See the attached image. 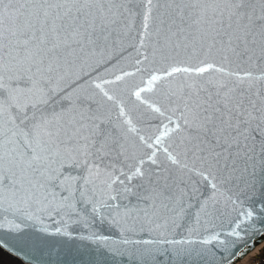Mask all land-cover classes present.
<instances>
[{"label":"snow or ice","instance_id":"snow-or-ice-1","mask_svg":"<svg viewBox=\"0 0 264 264\" xmlns=\"http://www.w3.org/2000/svg\"><path fill=\"white\" fill-rule=\"evenodd\" d=\"M260 229L264 0H0V264H228Z\"/></svg>","mask_w":264,"mask_h":264},{"label":"water","instance_id":"water-1","mask_svg":"<svg viewBox=\"0 0 264 264\" xmlns=\"http://www.w3.org/2000/svg\"><path fill=\"white\" fill-rule=\"evenodd\" d=\"M227 222V217L225 218V223ZM264 236V229H260V231L257 234V237ZM257 237H253L251 239H248L246 243H240L239 247L235 250V255L232 257V260L228 261V264H233V261L235 263L239 261V257H241L242 254L243 257L250 252L256 245H258L260 242H262L264 239H260ZM261 254V255H260ZM256 257H264V244L260 247L258 253L255 255ZM123 264H127V261L124 260Z\"/></svg>","mask_w":264,"mask_h":264},{"label":"rangeland","instance_id":"rangeland-1","mask_svg":"<svg viewBox=\"0 0 264 264\" xmlns=\"http://www.w3.org/2000/svg\"><path fill=\"white\" fill-rule=\"evenodd\" d=\"M261 255V254H260ZM0 258L4 260L10 259L7 254H0ZM237 264H264V257H256L255 255H250L244 259V261L237 262Z\"/></svg>","mask_w":264,"mask_h":264},{"label":"bare ground","instance_id":"bare-ground-1","mask_svg":"<svg viewBox=\"0 0 264 264\" xmlns=\"http://www.w3.org/2000/svg\"><path fill=\"white\" fill-rule=\"evenodd\" d=\"M264 244V240L262 242H260L258 245H256L250 252H248L242 259H240L239 261L237 262H242L244 261V259L248 256H252V255H256L260 249V247ZM237 262L235 264H237Z\"/></svg>","mask_w":264,"mask_h":264}]
</instances>
